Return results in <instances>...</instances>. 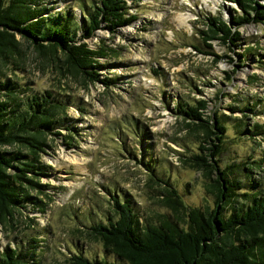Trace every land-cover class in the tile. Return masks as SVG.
<instances>
[{
    "label": "rangeland",
    "instance_id": "374dc122",
    "mask_svg": "<svg viewBox=\"0 0 264 264\" xmlns=\"http://www.w3.org/2000/svg\"><path fill=\"white\" fill-rule=\"evenodd\" d=\"M80 1L87 5L92 0H32L30 5L41 7L45 15L66 9L72 21L79 22L84 17ZM231 8L239 11L233 0H126L127 13L135 16L129 23L111 29L101 22L89 36L78 29L75 42L99 51L94 55L102 65L98 77L113 79L108 84L73 70L62 61L60 51L57 59H51L15 34L19 50L0 64V80L7 78L14 87L0 88V100L10 112L31 93L47 89L57 102L50 105L54 117L64 119L69 127L42 129L45 145L37 159L47 166L46 173L28 177L44 186L21 182L35 203L15 208L0 222V248L13 246L15 239L35 237L36 255L28 264H63L72 250L71 241L76 240L85 254L98 256L101 242L74 228L80 223L77 219H83L79 213H87L91 220L105 219L115 190L133 201L139 226L160 225L167 218L184 226L187 206L210 208L213 195L205 193V178L182 161L197 151L198 133L184 127L183 119L170 110L176 100L203 98L206 113L223 115L226 137L218 164L223 167L248 160L247 156L258 160L250 170L241 165L232 174L240 183L258 181L256 191L264 193V133L242 131L236 136L248 128L258 130L255 123L264 124V22L237 26L238 54L219 39L208 40L210 51L219 58L193 48L198 43L206 49L197 33L204 28L202 16L227 19ZM246 45L254 54L236 65ZM251 103V110L235 108ZM18 147L12 143L0 149ZM170 187L181 199L174 208L165 199ZM241 201L239 197L228 201L225 212Z\"/></svg>",
    "mask_w": 264,
    "mask_h": 264
},
{
    "label": "trees",
    "instance_id": "16d2710c",
    "mask_svg": "<svg viewBox=\"0 0 264 264\" xmlns=\"http://www.w3.org/2000/svg\"><path fill=\"white\" fill-rule=\"evenodd\" d=\"M31 1L0 0V64L18 52L19 40L15 37L18 34L36 52L48 54L46 57L57 59L55 54L60 51L62 61L85 78L112 83L111 78L98 77L97 69L102 65L95 61L94 55L99 51L89 49L83 42L76 43V32L80 29L82 36H89L101 22L111 29L129 23L135 16L127 13L126 0H92L87 5L80 1L84 17L80 16L79 22L72 21L66 9L52 15L41 14V7H32ZM233 1L239 11L231 8L227 19L208 13L202 16L204 28L197 29V33L206 49L198 43L193 45L194 49L219 58L220 55L210 51L208 42L219 39L238 54L234 49L240 41L237 26L249 21L264 22V4L258 0ZM243 47L245 52L236 65L254 54L248 45ZM13 87L9 79L0 80V88L10 91ZM10 99L13 102V97ZM261 101L258 99L257 102ZM55 103L47 89L42 94L31 93L21 107L10 109V112L16 109L13 114L7 103L0 100V146L12 143L19 146L10 151L0 149V222L8 219L7 214L11 216L15 208L35 203L34 197L21 186L22 181L44 186L28 176L46 173L47 166L37 159L38 150L45 145L42 129L69 127L64 119L54 117L56 111H52L50 105ZM252 105L234 107L251 110ZM206 107L205 99L192 98V101L176 100L169 108L183 119L184 127L198 133L197 151L186 155L182 161L202 173L205 193L213 195L212 206L204 205V209L187 206L184 226L168 218L160 225L139 226L133 201L124 192L115 190L110 195L111 213L105 219L91 220L87 213H79L83 219H77L80 223L74 228V231L85 232L101 242L103 248L99 255L85 254L73 239L72 250L63 264H264V193L256 191L258 181L240 183L232 174V170L241 165L242 169L250 170V165L258 160L247 156L245 159L248 160H237L223 167L218 164L217 156L226 137V122L222 114L206 113ZM255 124L258 130L253 132L248 128L236 132V136L243 132L264 133V124ZM20 147L26 148L27 152H21ZM24 157L27 159L21 161ZM15 161L23 166L14 164ZM7 168L15 170L8 173ZM148 169L153 173L152 167ZM168 191L165 199L174 208L173 204H180L181 199L175 188L170 187ZM238 197L242 201L225 212L228 201H236ZM181 206L186 208V205ZM35 240V237L15 239L13 246L0 248V264H28L36 255ZM106 253H110L109 258Z\"/></svg>",
    "mask_w": 264,
    "mask_h": 264
}]
</instances>
